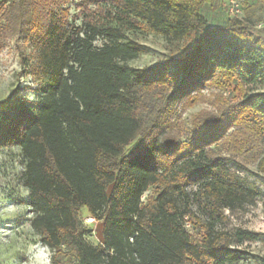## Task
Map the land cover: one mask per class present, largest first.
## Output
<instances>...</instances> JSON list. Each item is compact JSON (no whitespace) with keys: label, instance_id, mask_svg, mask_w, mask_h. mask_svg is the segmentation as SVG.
I'll use <instances>...</instances> for the list:
<instances>
[{"label":"trees","instance_id":"16d2710c","mask_svg":"<svg viewBox=\"0 0 264 264\" xmlns=\"http://www.w3.org/2000/svg\"><path fill=\"white\" fill-rule=\"evenodd\" d=\"M65 2L0 0V37L17 41L36 85L33 102L20 87L0 99V148L20 149L30 226L52 262L63 264L65 252L72 259L64 264L257 258L236 245L264 233L222 224L225 210L263 192L247 165L264 175V32L233 17L208 26L203 8L211 0H81L79 26ZM126 30L189 45L133 67L144 50ZM232 82L238 95L227 99ZM205 90L218 91L213 111L178 122L176 108ZM82 209L102 221L101 243L87 241Z\"/></svg>","mask_w":264,"mask_h":264},{"label":"rangeland","instance_id":"374dc122","mask_svg":"<svg viewBox=\"0 0 264 264\" xmlns=\"http://www.w3.org/2000/svg\"><path fill=\"white\" fill-rule=\"evenodd\" d=\"M80 1L67 0L63 4V7L68 10V19L74 20L75 25L78 26L82 21L81 16H76L78 12L76 4ZM245 2L243 12L239 16H230L228 0H211L206 3L203 13L206 16L207 25L211 27L221 25L228 18L233 17L252 24V29L256 32H264V0H246ZM89 7L93 9L94 6ZM258 25H262V28ZM125 34L135 39L144 50L138 58L128 62L133 67L154 65L170 53L180 56L189 45L182 41L169 43L163 37L144 30H126ZM101 43L100 38L95 41L96 45ZM28 51V47L22 45V52ZM235 85V82L228 84L222 95L227 99L237 96ZM16 87H20V93L23 92L29 101L36 100V85L30 76L24 74L17 41L10 37H0V99L6 98L11 89ZM22 87L29 88L22 91ZM215 92L218 91L205 90L200 101L183 107L178 106L174 118L188 126L195 114L200 111H213L212 103ZM260 147L264 150L263 139ZM23 166L21 152L17 145L0 148V264H54L51 258L52 252L41 243L39 235L30 226L31 213L24 203L28 191L21 177ZM247 168L250 171L247 176L261 187L262 195L251 205L232 212L225 210L222 226L227 229L242 228L264 233V184L262 183L264 175L258 174L255 162L248 164ZM191 191H196V187H192ZM148 194L149 192H146L144 197ZM89 217L85 209L80 211L83 225L90 230L87 241L96 245L102 242V221L87 222L86 219ZM192 221L194 222V220L187 219L186 229L195 233L196 224L194 225ZM236 247L257 257L245 259L236 264H262L260 258L264 257V238L255 242H244ZM65 253L67 255L61 258L63 264L72 259L71 252Z\"/></svg>","mask_w":264,"mask_h":264},{"label":"built area","instance_id":"2783aa9c","mask_svg":"<svg viewBox=\"0 0 264 264\" xmlns=\"http://www.w3.org/2000/svg\"><path fill=\"white\" fill-rule=\"evenodd\" d=\"M243 3L244 0H228V12L230 16H239L243 12ZM259 28H262V25H258ZM94 219L90 216L86 219L87 222H92Z\"/></svg>","mask_w":264,"mask_h":264}]
</instances>
